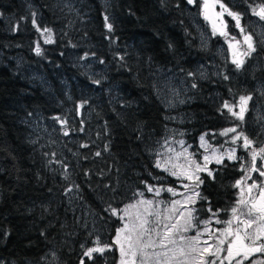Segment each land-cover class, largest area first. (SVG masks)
I'll list each match as a JSON object with an SVG mask.
<instances>
[{
  "label": "trees",
  "instance_id": "1",
  "mask_svg": "<svg viewBox=\"0 0 264 264\" xmlns=\"http://www.w3.org/2000/svg\"><path fill=\"white\" fill-rule=\"evenodd\" d=\"M191 14L185 0H0V264H45L49 253L46 264H80L81 245L112 243L121 221L109 205L119 210L145 184L172 182L150 152L166 130L157 93L165 70L195 74L182 108L196 156L199 132L241 124L219 118L214 97L243 92L238 80L222 88L223 79L198 74L208 52L196 47ZM212 172L201 174L198 217L234 204L236 166ZM93 256L85 264H117L115 248Z\"/></svg>",
  "mask_w": 264,
  "mask_h": 264
},
{
  "label": "snow or ice",
  "instance_id": "2",
  "mask_svg": "<svg viewBox=\"0 0 264 264\" xmlns=\"http://www.w3.org/2000/svg\"><path fill=\"white\" fill-rule=\"evenodd\" d=\"M187 4L200 7L203 19L211 25L212 35L224 38L235 70H242L246 58H250L257 51V42L253 35L248 33L245 26L242 25L243 14L233 10L225 3V0H187ZM249 8L252 15L264 21V2L255 7L249 5ZM225 16L234 21V27L239 31L242 39L229 32V21L225 20ZM104 21L106 29L112 32L113 25L107 16L104 17ZM32 23L36 30L41 32V35L47 33L44 43H53L51 29L41 30L36 25L35 19ZM260 43L264 44V37ZM35 51L37 55L41 54L39 46ZM188 75L195 74L190 72ZM203 75L204 73H201V76ZM223 79L228 80L230 77L223 75ZM94 82L99 83V81ZM192 87L196 88L197 84L193 83ZM252 99L251 95H240L236 103L224 101L221 109H226L228 114L243 123L245 114L249 110V101ZM82 106L80 105V107ZM236 108L238 111L234 110ZM55 119L62 126L66 123L59 117ZM238 128H241V125L226 128L219 135L228 136L229 133H232L231 143L233 145L242 141L240 147L248 151L251 158L247 166H245V158L237 156L236 147H232L226 152H220L213 148L210 155L203 156V164L194 158L195 153H190L188 150L191 146H185L183 140L177 141L182 151H177L171 146L166 148V152L171 155H163L157 151L156 155L162 156V158L157 159L154 166L177 180L188 181V183L181 184L184 192H179L174 187L164 188L146 184L147 191L154 193L157 197L162 191H166L172 197L179 196L181 198H174L170 201L140 199L119 210L109 205L106 210L118 217L122 222V227L116 229V235L111 244H101L97 238L93 241L95 245L93 247L85 248L84 245H81L84 251L80 264H85V257L88 260H94V253L103 255L106 251H111L114 248L119 252L118 264H246V262L247 264H264V258H254L257 254L264 256V180L257 181L251 175V173H258L260 177H264V146L253 147L255 141L243 130L238 131ZM64 135H68L66 130ZM200 141V146L204 148L205 152H208L211 146L205 140V135H201ZM168 144L169 142L165 140L164 145ZM81 146L87 147L86 144ZM105 150L107 151V145ZM95 155L100 156L101 153L96 152ZM258 158L261 160L259 165L257 164ZM225 159L241 162L240 170L244 175L237 179L233 185L238 189L237 199L228 210L213 211L209 208L211 216L202 220L196 214L198 209L194 207L199 200L207 199L198 191L204 183L200 173L207 172L209 177H213V172L208 168V164L214 161L219 165ZM155 178L163 179V177ZM65 179L68 177L65 176ZM249 180L251 183H248ZM67 191H71V189H67ZM137 195L143 197L142 192ZM221 211L230 212L227 220L219 218ZM213 218H215L216 224L223 225V227L211 228ZM200 225H203L202 229ZM191 231H194L195 234L188 235ZM205 235H207V239H202Z\"/></svg>",
  "mask_w": 264,
  "mask_h": 264
},
{
  "label": "rangeland",
  "instance_id": "3",
  "mask_svg": "<svg viewBox=\"0 0 264 264\" xmlns=\"http://www.w3.org/2000/svg\"><path fill=\"white\" fill-rule=\"evenodd\" d=\"M255 7V6H252ZM30 12H34V7H30ZM233 23V21H230ZM246 23L248 25V27H246V31L250 34L253 35L254 40L257 42V51L255 53H253V55L250 58H246V63L243 67L242 70L240 71H236L234 68V65H232L231 63V56L230 53L227 50V44L221 43L219 42L218 46H215L213 44H211L210 47V43H208V47L206 48L205 42L199 43V48L200 50H203V53L208 52L207 58L200 62L201 65H199V63L197 64V70H203L202 73H204L203 76H201L200 73L199 76L202 78H207L208 76H211V74L215 75V77H222V74H225L227 72V74H229V77L232 76H239L242 75V73H244L245 75H248V72L250 70H253L254 67H258L257 65H259V62H261L262 64V70L260 71H253L251 73V75H249V79L253 80L255 77H258V74H256V72L260 73L261 78L257 79L256 81H254V85L256 87V96H252V94L250 92H246L244 90H242L243 92L239 93L240 95H251L253 97V99L251 101H249V110L252 112V116L254 117V120H256L257 122H261V129L264 132V108L262 107V102L260 101L261 96L263 95L264 92V44L260 43L262 37H264V21L259 20L258 17L252 15L250 16V19L247 18L246 19ZM41 35V32H39ZM231 33V32H230ZM232 35H234V32L232 31L231 33ZM42 36V35H41ZM239 39H242L239 36ZM207 42V40H205ZM215 46V47H214ZM218 47H220L223 50V53L219 56L224 62H220L218 59H216L215 52L218 49ZM210 52V53H209ZM219 72H220V76H219ZM255 72L256 75H253ZM243 76V75H242ZM189 75H187V77H185L184 74L180 73L179 71H174L171 69H167L164 71V75H163V79L161 81L160 86L157 88V93L160 96V99L162 100V102L164 103V105L166 106L168 113L166 115V130L164 131V134L159 138V140L157 141V143L153 146V149L150 150V152L153 154V163L155 165V161L157 159L162 158V156L158 157L156 155V152H160L163 155H171V153H167L166 152V148L168 146H171L172 148H175L177 151H182L181 146L177 143V141L179 140H183L185 142V146L190 145L191 143V133L187 128H186V123L187 121H191V120H187L189 117L187 116V113L185 112V110L182 108V105H184L188 99H190L191 95H190V85H189ZM249 91V90H248ZM214 97L215 99L219 100V103H224V101H230L232 103H236L239 99V94H233L230 91V97L226 98L224 96H220L219 92L215 91L214 93ZM239 95V96H238ZM237 98V99H236ZM250 103L252 105H250ZM251 106V109H250ZM221 107V104H220ZM236 111H238V108L234 109ZM248 110V112H249ZM248 112L245 114V119H246V115L248 114ZM234 118V117H233ZM263 121V122H262ZM238 122L241 123V121L238 120ZM232 125V124H229ZM242 126V130L245 132L248 130L247 125L245 124V122L240 124ZM225 126L223 128H229L227 127L228 124L223 125ZM231 127V126H230ZM222 130H210L208 131L211 135V137H207L205 132H199L196 135V147H198V152L199 155L196 156L195 155V159H197L200 163L203 164V156L204 155H210L211 154V150L213 148L217 149L220 152H226L227 150L231 149L232 147H236L237 151H241L242 147H240V144L242 143V141H238L237 144L233 145L231 143V136L233 135L232 133H229L228 136H220L219 133ZM201 135H205V140L207 141V143L211 146L208 150V152H205L204 148H202L201 145V141H200V137ZM165 140H167L169 142L168 145H164ZM163 145V147H162ZM221 145H223V147H221ZM189 152L190 153H195L194 150L192 151L191 148L189 147ZM259 161V160H257ZM215 162H211L208 164V168L213 171V168L215 166ZM159 169V168H158ZM161 171H163L162 169H159ZM166 173V172H165ZM205 174H207V172H204ZM167 174V173H166ZM170 176V175H169ZM172 177V176H171ZM182 183H188V181H180L177 180V178L172 177V182L171 183H167V184H147V185H153L155 187H174L177 189V191L179 192H184L185 190L181 187ZM143 193V197L137 195V193ZM135 198L133 200H131L130 202L125 203L124 205H122L120 207V209H123L125 207V205L132 203L133 201L136 200H140V199H152V200H165V201H170L171 199H180L181 197L177 196V197H172L170 193L166 192V191H162L160 196H156L154 193L148 192L147 188H146V184L144 186L143 190H139L137 191ZM86 208V207H85ZM87 209V208H86ZM122 214V213H121ZM211 215H209L207 217V213L204 216L199 217L200 219H208ZM213 218V222L211 224V228L216 229L217 224L214 222ZM118 227H122V222L120 223V225ZM117 227V228H118ZM201 229L203 228V225H200ZM116 228V229H117ZM195 232L191 231L188 233V235H194ZM116 235V230L113 236V239ZM202 239H207V235H205L204 237H202ZM211 242V241H210ZM95 246L94 244L89 246V247H93ZM84 251V249H83ZM118 256H117V264H118V260H119V252L117 250ZM55 258L53 254L49 253L46 254L44 256V263H50L52 261V259Z\"/></svg>",
  "mask_w": 264,
  "mask_h": 264
},
{
  "label": "flooded vegetation",
  "instance_id": "4",
  "mask_svg": "<svg viewBox=\"0 0 264 264\" xmlns=\"http://www.w3.org/2000/svg\"><path fill=\"white\" fill-rule=\"evenodd\" d=\"M186 1L187 0H185V2ZM262 2H264V0H247V3H245V0H225V3H227L229 6H231L233 8V10L243 14L242 15V25L245 26V28L248 27V25L246 23V19L247 18L250 19V16H252V13H251V10L249 8V5L256 6L258 4H261ZM189 6H190V9L192 10V14H191L192 15L191 28H192V31H193V34H194L196 47L199 48V43H202V42L207 43V44H205L206 48L209 45L208 43H210V47H211V44H213V43H215L214 44L215 46H218L219 42L224 43L225 40H224L223 37H220L218 35L217 36H213L212 35L211 25L209 23H207L203 19L202 15L200 14V7L197 6V5H189ZM217 10H219L218 7H217ZM225 20L229 21V29H228L229 32L232 33V31H233L234 35L237 36V38H239L240 34H239V31L237 29H235V27H234V21H233V23L230 22L231 18L227 17V16H225ZM205 40H207V42ZM222 53H223V50L220 47H218V49L215 52V55L218 56V57H216V59H218L220 62H224L219 57ZM199 65H201V64L199 63ZM257 66L258 67H254L253 70H250L248 72V75H245L244 73H242L243 76L242 75L232 76V78H235V79L238 80V83L235 86H237L240 90H244L245 86H247V88L250 90L249 92L252 94V96H256V87L254 85V81H256L257 79L261 78V75H260V73L256 72V74H258V77H255L253 80L251 79L250 83H246V79L249 78V75H251V73L253 71H260L261 72V70L263 69L261 62H259V65H257ZM256 74L254 72L253 75H256ZM223 75H228L229 76V74H227V72H226L225 74H222V77L220 79H223ZM211 76L213 78H215V75L211 74ZM219 76H220V72H219ZM222 81L223 82L221 84V87L222 88H228L229 84L227 83V80L223 79ZM260 101L262 102V107L264 108V92H263V95L260 98ZM220 104L222 105V103H218V106ZM250 105H252V104L250 103ZM219 109H221V107ZM250 109H251V106H250ZM220 111L222 113V116L219 117V118L226 119V118H229L231 116L230 114L227 113L226 109H221ZM235 120L238 121L237 119H235ZM244 122H245V124L248 127V130L245 131V134L248 135L251 139H253L255 141L253 147L264 146V132L261 129V122H257L256 120H254V117L252 116V112L250 110H249L248 114L246 115V119H245ZM230 126L233 127V126H237V125L236 124H232V125H228L227 127H230ZM224 127L225 126H222L218 130H223ZM239 130L240 129L238 128V131ZM241 151L242 152L237 151L236 154H237V156H242V157L245 158V162H246L245 166H247V164L250 163L251 158L249 156L248 151H246L243 148L241 149ZM257 160H259V161H257V164L259 165L261 163V160L259 158ZM224 161L228 162V163H232V164H234L236 166V174L231 179V184L233 186L235 181L237 179H240L244 175V173L240 170V163L241 162L239 160H237V161H229L227 159H225ZM203 173H200V175L203 174ZM251 175L257 181L264 180V177H260L258 173H251ZM248 183H251V181L249 180ZM198 191H199V189H198ZM237 195H238V189H236V197L233 200V203L237 199ZM233 205L234 204L230 205L226 210L230 209ZM209 215H211V213L208 214L207 217ZM229 215H230V212L221 211L219 213V218L222 219V220H227L229 218ZM221 227H223V225L217 224V226H216V228H221ZM254 258L261 259V258H264V256H262L260 254H257V256L254 257ZM246 264H247V262H246Z\"/></svg>",
  "mask_w": 264,
  "mask_h": 264
}]
</instances>
